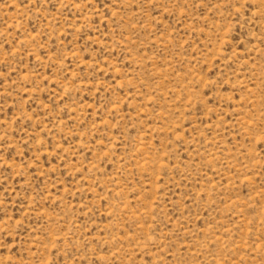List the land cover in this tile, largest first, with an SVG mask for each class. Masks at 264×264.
Listing matches in <instances>:
<instances>
[{
  "label": "rangeland",
  "instance_id": "obj_1",
  "mask_svg": "<svg viewBox=\"0 0 264 264\" xmlns=\"http://www.w3.org/2000/svg\"><path fill=\"white\" fill-rule=\"evenodd\" d=\"M0 264H264V0H0Z\"/></svg>",
  "mask_w": 264,
  "mask_h": 264
}]
</instances>
